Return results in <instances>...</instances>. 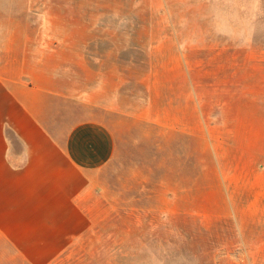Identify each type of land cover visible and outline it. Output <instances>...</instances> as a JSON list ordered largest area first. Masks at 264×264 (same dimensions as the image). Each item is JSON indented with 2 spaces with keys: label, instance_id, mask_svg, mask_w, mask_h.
Here are the masks:
<instances>
[{
  "label": "rangeland",
  "instance_id": "1",
  "mask_svg": "<svg viewBox=\"0 0 264 264\" xmlns=\"http://www.w3.org/2000/svg\"><path fill=\"white\" fill-rule=\"evenodd\" d=\"M52 13H87L118 44L144 113L92 111L116 154L90 231L50 264H264V0H0L8 78L25 77L32 53L14 46L41 44Z\"/></svg>",
  "mask_w": 264,
  "mask_h": 264
},
{
  "label": "crops",
  "instance_id": "2",
  "mask_svg": "<svg viewBox=\"0 0 264 264\" xmlns=\"http://www.w3.org/2000/svg\"><path fill=\"white\" fill-rule=\"evenodd\" d=\"M47 16L41 44L14 46L32 53L25 77L0 68V261L50 264L88 234L86 201L116 154L112 129L92 111L144 113L127 86L135 64L118 44L94 37L87 13L77 23Z\"/></svg>",
  "mask_w": 264,
  "mask_h": 264
}]
</instances>
